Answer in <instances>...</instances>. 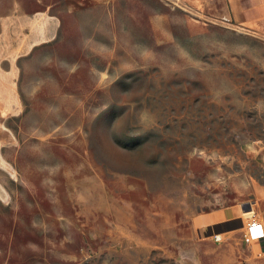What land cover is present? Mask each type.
<instances>
[{
  "label": "rangeland",
  "instance_id": "374dc122",
  "mask_svg": "<svg viewBox=\"0 0 264 264\" xmlns=\"http://www.w3.org/2000/svg\"><path fill=\"white\" fill-rule=\"evenodd\" d=\"M219 4L0 0V264H205L264 183V37Z\"/></svg>",
  "mask_w": 264,
  "mask_h": 264
},
{
  "label": "crops",
  "instance_id": "0c3cea01",
  "mask_svg": "<svg viewBox=\"0 0 264 264\" xmlns=\"http://www.w3.org/2000/svg\"><path fill=\"white\" fill-rule=\"evenodd\" d=\"M217 9V19L223 25L264 37V0H220ZM246 202L249 207L244 213L237 204L206 214V230L211 236L220 233V242L208 243L206 239L205 264H264V236L252 241L246 231L247 223L254 219L262 225L264 233V183H254Z\"/></svg>",
  "mask_w": 264,
  "mask_h": 264
},
{
  "label": "built area",
  "instance_id": "2783aa9c",
  "mask_svg": "<svg viewBox=\"0 0 264 264\" xmlns=\"http://www.w3.org/2000/svg\"><path fill=\"white\" fill-rule=\"evenodd\" d=\"M246 231H247L249 239L252 241H257V240L263 238V236H264V233L262 230V225L254 219H251L247 223Z\"/></svg>",
  "mask_w": 264,
  "mask_h": 264
}]
</instances>
